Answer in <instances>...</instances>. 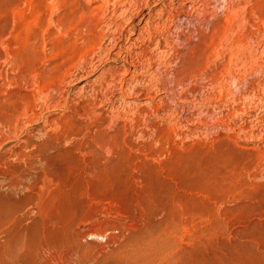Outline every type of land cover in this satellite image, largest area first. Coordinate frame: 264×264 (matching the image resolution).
<instances>
[{
    "label": "rangeland",
    "instance_id": "obj_1",
    "mask_svg": "<svg viewBox=\"0 0 264 264\" xmlns=\"http://www.w3.org/2000/svg\"><path fill=\"white\" fill-rule=\"evenodd\" d=\"M9 199L0 264H264V0H0Z\"/></svg>",
    "mask_w": 264,
    "mask_h": 264
},
{
    "label": "bare ground",
    "instance_id": "obj_2",
    "mask_svg": "<svg viewBox=\"0 0 264 264\" xmlns=\"http://www.w3.org/2000/svg\"><path fill=\"white\" fill-rule=\"evenodd\" d=\"M19 204H20V200H14V199H9L3 203H0V260H4L6 258L9 259L8 257L18 260L19 251L23 248L25 249L26 252L28 250L25 241L27 235L24 234V231L21 228L22 226L21 220L19 221L15 217V213L16 211H18Z\"/></svg>",
    "mask_w": 264,
    "mask_h": 264
}]
</instances>
